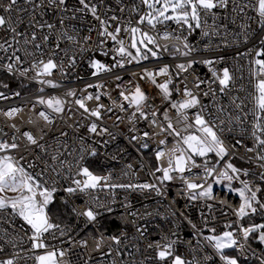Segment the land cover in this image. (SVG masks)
<instances>
[{
    "label": "built area",
    "instance_id": "1",
    "mask_svg": "<svg viewBox=\"0 0 264 264\" xmlns=\"http://www.w3.org/2000/svg\"><path fill=\"white\" fill-rule=\"evenodd\" d=\"M86 2L97 5V15L108 21L109 31H114L117 26L121 27L122 31L117 38L123 39L126 47L129 46L131 37L130 32L123 30L126 27L138 26L142 31L156 37L160 49L154 50H157L158 56L153 57L147 53V59L128 63L129 58H122L114 51L119 45L111 38L98 36L101 30L100 23L90 12L75 11L82 7L79 0H67V11L50 7L47 0H44V11L47 14L40 16L38 10L36 18L41 22L54 24L55 28L52 31L46 27L30 29L27 25L31 16L23 14V23L19 25L18 30L22 32L36 30L38 38L35 43L41 44V47L36 49L32 44L24 46L23 38L18 37L21 43L13 47L21 49L17 54L25 63L17 64L16 67L31 68L34 62L40 60L46 62L49 57L58 67L53 70L51 76L46 77H36L35 69L22 76L17 70L9 73L6 68L0 67V72L21 80L28 89L26 93L19 95H16L17 92H0L3 94L0 96V142L18 145L16 148L0 151V156L13 157L19 166L33 175L40 173L39 180L49 181V186L51 180L56 181L57 192L54 194L53 202L48 206V214L54 202L63 203L73 213L72 221L59 224L58 228L51 230L55 238L46 234L47 243L53 246L49 250H56L57 253L63 250L65 253L62 257L57 255L58 264H171L172 257L160 261L156 257L155 248L156 243L163 246L169 241L175 242L174 255H180L187 261H194L195 264H224L219 254L205 239V234L212 229L236 231L237 239L243 244V248H233L239 264H261V261H264V243L255 239L258 233L251 234L249 239L244 241L242 234L237 230L240 225L247 227L251 224H264V212L250 216L252 219L257 216L260 218L254 223L246 224L245 220L248 218L238 221L235 209L241 202L239 196L221 188L225 181L220 184L214 183L215 177L225 170L226 164L232 163L241 170L238 178L233 179L235 187L242 188L241 182L247 181L253 190L260 188L257 196L264 202V160L258 159L264 155V149L257 145L252 135L255 131V120L251 114L254 105L249 95L254 92L255 81L264 80V73L259 76L250 74V70L255 67L251 62L255 59H264V55L256 56V51L264 48L260 43L264 38V29L257 22L259 19L257 13L251 8H245L243 14L234 13L230 5L228 10H214L217 13V27L214 28L209 27L213 22L209 17L208 23H202L201 28H195L193 22V29L189 30L186 25L181 27L172 21L159 24L153 30L137 23L147 10V6L142 4L141 0H86ZM238 2L244 3L246 0ZM6 3L7 0H0V5ZM20 5L29 7L24 5V0H20ZM0 14L7 15L2 8ZM113 16L118 19L112 20ZM61 17L64 19L63 25L60 23ZM89 28L94 31L89 32ZM165 30L174 32L180 39H164L162 33ZM62 31L77 35L80 43L58 40L57 37ZM205 31L210 35H203ZM45 34L49 35L48 41L42 39ZM85 36L91 37L87 44L83 41ZM10 38L11 34L0 28V42ZM185 42L192 49L189 55L182 54L187 51L184 48ZM57 43L60 45L58 49ZM25 47L27 51L32 52V56L27 55ZM81 48L84 50L81 51ZM164 48L168 50L164 51ZM129 50L135 53L131 48ZM8 55L10 50L8 53L0 51V57ZM73 60L75 63L70 66ZM118 60H123V67L116 64ZM207 60L214 63L211 65L204 63ZM92 61H99L110 70L97 72L91 66ZM8 62L6 58L0 59V65ZM190 62L191 67L185 71L177 67L179 64L187 66ZM60 64H63V72L60 70ZM165 66L168 67L167 75H156L155 78L157 83L172 80V84L169 85L172 94L168 99L164 98L161 90L146 75V72L155 75ZM224 68L229 70L232 81L230 87L221 92L212 70L222 75ZM40 80H52L59 87L41 84ZM198 80L203 81L199 87L196 86ZM137 85L147 97L142 110L148 118L144 119L136 113L134 119L130 120L129 117L135 112V107H129L128 101L120 93L130 96ZM185 86L200 101L196 107L186 110L189 122H194L195 114L199 112L210 122V126L224 142L228 154L223 159L217 157L215 153L206 158L196 156L194 159L198 166L194 167L190 163L191 171L183 174L173 172L171 175L174 178L161 184L157 177L162 176V173L156 171L157 167L168 166L172 149L185 147L178 143L179 137L161 130L167 127L165 111L181 136L195 131L194 128L185 130L186 123L171 106L173 102H180L186 98ZM69 90H74L75 96H67ZM205 92L208 93L207 96L204 95ZM88 95L93 97L99 95V100L85 99L84 102L89 109L103 105L100 108V119L90 116L75 104L76 99ZM52 96L65 101L64 112H53L46 105L39 103L40 98L48 99ZM241 102L243 105L237 107ZM12 109L17 111L11 116L5 114ZM41 111L49 115L51 122L39 115ZM152 112L156 113L154 118ZM237 116L240 119H237ZM117 117L121 119L118 120ZM153 119L156 121L155 124L152 123ZM93 122L98 126L97 133L88 131ZM104 128L107 131L101 132ZM144 132H148L149 136L144 137ZM24 133H30L37 144H31ZM133 136L136 137L135 140L132 139ZM162 139L166 141L163 145L159 143ZM144 143L148 144V148L141 147ZM39 145H44V148ZM82 147L86 151L83 153V160H80ZM92 148L96 149L95 156L89 155ZM157 150L164 152L160 160L156 158ZM53 155L58 156L56 161L51 159ZM61 160L66 161L63 168L59 167ZM206 160L208 168L215 167L213 175L207 179ZM71 165L77 167L70 168ZM53 166L57 168L59 176L51 171ZM79 166L88 167L94 175L108 176L110 179L101 181V186L91 191V194L78 192L69 195L64 188L71 185L70 176L84 179L82 176H76ZM245 170L247 175L244 174ZM229 173L231 174L230 170ZM181 176L184 179H181ZM185 180L204 184L205 187L212 184V197L190 199L191 191L187 189ZM112 183H151L160 188L161 194L157 195L155 190L104 187L105 184ZM93 196L96 197V201L92 200ZM97 202L102 206L97 207ZM89 208L99 213L94 221L83 215ZM10 211L9 209L8 212ZM49 219L52 222L50 214ZM229 223H232L230 229L226 227ZM193 224L195 228L192 227ZM103 227L106 228V232L103 231ZM138 227L145 232L144 237L137 231ZM5 229L15 240L16 246L0 241V246L3 247L0 260L12 258L14 253H19L16 264H34L32 259L26 258L32 255L28 251L30 226L18 216L11 215L7 216V220L0 221V233ZM61 231L64 235H61ZM112 236L119 237L121 243L115 244L110 239ZM84 241L87 243L84 244ZM149 244L153 247L150 248ZM44 251L38 249L36 253L43 254Z\"/></svg>",
    "mask_w": 264,
    "mask_h": 264
},
{
    "label": "snow or ice",
    "instance_id": "2",
    "mask_svg": "<svg viewBox=\"0 0 264 264\" xmlns=\"http://www.w3.org/2000/svg\"><path fill=\"white\" fill-rule=\"evenodd\" d=\"M142 4L146 5L148 11L140 16L137 21L139 24L147 23L151 29L155 30L157 25L166 24L167 21H174L178 26L183 27L186 25L189 30L193 29V22L195 28H201L202 23L207 24L208 18H212V24L209 25L210 28L217 27L216 18L217 13L214 11L216 9H224L228 10L231 5V11L238 14H243L245 8H251L257 13L258 23L262 29H264V0H246L244 3L238 2V0H141ZM79 4L82 5L81 8L75 9V11L84 12L87 10L91 13V15L99 21L101 30L98 33L99 37L103 38H111L119 47L115 48L114 51L120 57H127L128 63H132L133 61L139 62L141 59H147V53H151L153 57L158 56L157 50L160 49V45L157 43L156 37L149 34V32L142 31L140 27H126L123 30L128 31L131 34L130 44L128 47L125 46V42L123 39H118V35L122 31L121 27L117 26L114 31H109L108 21L105 19H101L99 15H97V5L89 4L86 0H79ZM24 5H28L29 7H24L20 5V0H7V3L4 5H0L4 13L7 15L0 14V28L4 29L6 32L11 34L10 39H4L3 42H0V51L8 53L10 50V55L7 57H0V59H7L9 62L0 67L6 68L9 73H12L14 70L20 72V75L27 74L30 70L35 69L36 77L42 76H51L53 74V70L58 67L57 63L49 57L45 62L44 60L36 61L31 65V68H20L17 69V64L23 65L25 60L21 58L19 53L21 49L19 47H13V45H19L21 40L18 37L23 38V45L27 46L32 44L34 48L40 49L41 44L35 43L37 40V31L32 30L30 32H22L19 31V25L23 23V14H28L31 16V19L28 22L27 27L30 29H44L45 27L52 31L55 28V25L49 23L47 21L41 22L36 18L37 11L40 10V16L46 15L44 0H40L38 3L37 0H24ZM47 5L53 7L55 9L61 11H67V0H47ZM63 6V7H61ZM74 18V17H73ZM112 20H117L116 16L111 17ZM251 19V18H249ZM235 23V20L232 21ZM61 25L64 23L63 17L60 19ZM243 27V25H241ZM94 31V29L89 28V32ZM219 34L218 32L216 33ZM205 36H209L210 33L205 31L203 33ZM164 39L174 38L180 39V36L175 35L174 32H169L165 30L162 33ZM43 41L49 40V35L45 34L42 37ZM58 40H67L73 43L79 44L80 38L77 35H70L67 31H62L60 35L57 37ZM91 39L90 36L83 37V41L85 44ZM186 40V37H185ZM104 41H101L103 43ZM260 43L264 45V38L260 40ZM151 45L152 47H149ZM60 47L59 43L56 44V48ZM135 49V53L129 50ZM184 48L187 51L183 52V55H189L191 52V46L185 42ZM84 49L81 48V51ZM146 50V51H145ZM167 51V48L163 49ZM25 51L28 56H32V52L27 51L25 47ZM175 51H179V49H175ZM251 51V50H250ZM107 54V53H105ZM264 55V48L256 51V56ZM223 58H221L222 60ZM75 61H71L70 66H73ZM190 62L187 66L184 64H179L177 67L182 71L187 70L188 67H191ZM204 63L211 65L214 62L212 60L204 61ZM255 65L253 69L250 70V74L253 76H259L261 73H264V59H255L252 61ZM116 64L120 67H123V60L116 61ZM91 66L99 71H109L110 69L101 64L99 61H92ZM60 70L63 72V64L59 65ZM168 67L165 66L159 69L158 73L155 75L151 72H146V75L151 82L156 85L157 88L161 90L165 99H168L171 96V91L169 89V85L172 84L171 79H167L164 83L156 82V75H167ZM212 75L216 81L219 82L220 91L224 92L225 89L230 87V83L232 81V76L227 68L222 70V75H218L215 70H212ZM117 79H121V77H117ZM41 84H47L51 87H59L58 84L53 82L52 80H40ZM203 83V81L197 82V87ZM3 87H8L7 84H4ZM88 87H92V85H88ZM254 92L250 93L254 110L252 111V115L254 116L255 124L252 135L256 140L258 146L264 149V80L257 79L253 85ZM43 91V89H40ZM3 94L0 93V96ZM19 95V93H16ZM67 96H75L74 90H69L66 93ZM121 96L124 97L126 101H128L129 107H135V112L132 116L129 117L130 120H133L136 113H139L140 117L147 119L146 113L142 110L144 103L147 99L146 95L140 87L137 85L135 87V91L130 94V96L125 95L123 92L120 93ZM205 96L208 95L207 92L204 93ZM184 96L186 97L180 102H173L172 108H175L178 115L183 118V121L186 123L187 129L194 128V132H189L187 135L181 136L180 131L173 126L170 118L168 117L167 111L164 113V118L167 121V127L161 129L162 131L170 132V134H174L176 137H179L178 143L183 144L185 147H176L171 150L168 158V166L167 167H157L156 171L161 172L162 176L157 177L161 184L165 181H171L174 177L171 173L176 172L183 174L186 171H191L192 166H198L195 163L194 157H207L209 153H215L217 157L223 159L224 156L228 154V150L224 146V142L217 136L216 132L213 130V127L210 126V122L205 120V118L197 112L194 117V122H189V118L186 114V110L190 108L196 107L200 101L199 99L193 95L191 90H189L186 86L184 89ZM99 100V95L93 97L92 95H88L87 97H81L75 100V104L79 105L84 112L89 113L90 116L96 117L100 119L101 112L100 108L103 105H100L96 109H89L85 105V99ZM238 99V98H237ZM40 104L46 105L49 109L56 113L64 112V104L65 101L60 99L59 97H49L48 99L40 98ZM241 104L237 105V107H241ZM121 109L123 110V105H121ZM17 109H12L10 112L5 113L8 116H11L15 113ZM111 111V109H109ZM39 115L46 121L51 122L49 119V115L44 111H41ZM151 115L153 118L156 116L155 112H152ZM240 119L239 116L236 117ZM117 119H121L117 117ZM155 119L152 120V123L155 124ZM214 124V121L212 122ZM97 124L95 122L91 123L88 127V131L90 133H97ZM107 129H101V132H106ZM257 132L260 134L258 135ZM198 133V134H197ZM29 142L33 145L37 144L36 139L30 133H24ZM66 135V133H64ZM144 137L149 136L148 132H144ZM83 141V137L80 138ZM133 140L136 139L135 136L132 137ZM159 143L161 145L165 144V140H160ZM239 143V142H238ZM18 145L16 143L8 144L6 142H0V151H4L8 148H16ZM42 149L44 145H39ZM143 148H148V144L144 143L141 145ZM252 151L253 149H248ZM86 151L83 147L80 149L81 156L80 160H83V153ZM97 154L96 149L92 148L89 152V155L95 156ZM164 156V152L162 150H157L156 158L160 160ZM53 161L58 159V156L53 155L51 157ZM258 159L264 160V155L259 156ZM66 161L61 160L59 162V167L63 168ZM71 167H77V165H71ZM131 167V165H129ZM229 170L231 174L229 173ZM53 173L57 172V168L53 166L51 168ZM215 171V167L208 168L207 160L205 161V179L207 177H211ZM241 170L237 169L233 166L232 163H227L225 166V170H222L218 176L215 177L214 183L220 184L222 181L229 182V190L236 191L239 195L240 204L239 207L235 209V215L238 221H242L245 218H250L251 215H256L258 212H264V202L258 199L257 193L260 192V188H256L253 190L249 186L247 181H242V188L239 189H231V181L234 178H238V174ZM247 175V171L244 172ZM41 174L37 173L33 175L32 173L27 172L22 166H19L13 159V157L4 155L0 156V221L7 220V216H18L21 218L28 226H30L31 235L29 236L30 240V249L29 252L32 253L30 258L34 261V264H58L57 255L60 257L64 256L65 253L63 250H60L57 253L56 250L52 249L53 246L47 243V236H51L55 238V234L51 231L54 228H58L59 226L50 222L49 214H48V206L54 200V194L57 192V187L55 186L56 181L51 180V186H49V181H40L39 176ZM76 176H82L84 179H76L75 177H71V185H75V187L69 185L64 188V191L69 195H75L76 193H86L91 194V191L96 190L101 186V181H107L110 179L108 176H98L94 175L92 171L89 170L88 167L79 166L77 168ZM181 179H184L181 176ZM185 184L188 190L191 191L190 199L195 200L198 197H207L211 198L213 194V186L212 184H207L205 187L204 184H197L193 182H189L185 180ZM104 187L110 189L122 188V189H132V190H155L157 195L161 194V190L155 184L151 183H142V184H105ZM196 189H202L199 192H196ZM12 192L16 195L7 196L5 193ZM93 201H96V197H92ZM97 202V207H101ZM211 207V206H209ZM11 210L8 212V210ZM111 209H109L110 211ZM75 211V209H73ZM7 213V215H5ZM135 215V213H131ZM84 216L88 218L90 221H94L99 215L89 208L87 211L83 213ZM147 215H151V213H147ZM176 215V213H173ZM191 223V221H189ZM195 228V224L192 225ZM227 228H232V223L226 225ZM137 231L140 233L141 237H144L145 232L141 230L139 227ZM215 232V229H212ZM239 233L242 234V238L244 241H247L251 234L258 233V239L264 243V224H251L247 227L240 225L238 230ZM61 235H64V232L61 231ZM115 244L119 245L121 240L117 236H112L110 238ZM162 239H165L162 237ZM206 240L211 243L212 247L215 249L216 253L219 254L220 259L224 261V264H238L236 258L228 256L225 254V249L240 247L243 248V244L237 239L236 231H224L220 235H212L205 237ZM0 241L8 244H12L13 247L16 246L15 240L8 233L7 229L0 233ZM84 244L87 242L84 241ZM174 241H169L168 243L161 246L159 243L155 244L156 257L160 261H165L167 258L172 257L171 264H195L194 261L190 262L182 258L180 255H174L173 245ZM149 247H153L152 244H149ZM44 249L43 254H37L36 250ZM3 251V247L0 246V252ZM19 258V253H14L12 258L0 260V264H16V259ZM261 264H264V261H261Z\"/></svg>",
    "mask_w": 264,
    "mask_h": 264
},
{
    "label": "trees",
    "instance_id": "3",
    "mask_svg": "<svg viewBox=\"0 0 264 264\" xmlns=\"http://www.w3.org/2000/svg\"><path fill=\"white\" fill-rule=\"evenodd\" d=\"M4 84H7L8 87H3ZM28 89L25 87V84L6 73L0 72V92H17L20 94L26 93ZM49 214L51 217V220L54 224L59 225L66 222H70L73 219V213L72 211L63 203L54 202L49 210ZM260 218L257 216L255 218H248L245 220L246 224L254 223L256 221H259ZM108 223V222H107ZM106 228L103 227V231H105ZM224 229H219V231H223Z\"/></svg>",
    "mask_w": 264,
    "mask_h": 264
},
{
    "label": "rangeland",
    "instance_id": "4",
    "mask_svg": "<svg viewBox=\"0 0 264 264\" xmlns=\"http://www.w3.org/2000/svg\"><path fill=\"white\" fill-rule=\"evenodd\" d=\"M147 11H148V8H147L146 12H147ZM167 22H172V21H167ZM142 25H145V26H147V27H150L149 25H147V23H144V24H142ZM149 47H152V46L149 45ZM132 50L135 51V49H132ZM145 51H146V50H145ZM150 54H151V53H150ZM210 154H211V153H209L208 156H209ZM208 156H207V157H208ZM198 157H199V156H198ZM199 158H206V157H199ZM228 185H229V182H228V181H225V182L223 183V186H221V188H224V189L227 190L229 193H233V194H236L237 196H239L238 193H237L236 191H230ZM231 189H239L238 187H235V182H234L233 180L231 181ZM4 195H7V196H14V195H16V194H15V193H12V192H8V193H5ZM224 231H230V230L225 229V230H223V231H219V229H215V232H213V231L211 230L210 232H208V233L205 234V237L212 236V235H220V234H222ZM258 235H259V234H258ZM258 235L255 236V239H258ZM207 241H208V240H207ZM208 242H209V241H208ZM210 244H211V243H210ZM211 246H212V245H211ZM225 254L228 255V256H231V257L237 259L236 255H235L234 252H233V248L225 249ZM237 261H238V260H237ZM238 264H239V263H238Z\"/></svg>",
    "mask_w": 264,
    "mask_h": 264
}]
</instances>
